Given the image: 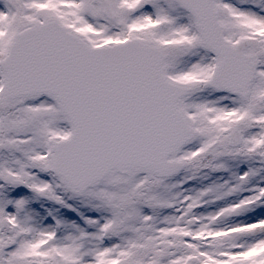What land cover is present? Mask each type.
Segmentation results:
<instances>
[{
	"label": "snow or ice",
	"instance_id": "6c2138e0",
	"mask_svg": "<svg viewBox=\"0 0 264 264\" xmlns=\"http://www.w3.org/2000/svg\"><path fill=\"white\" fill-rule=\"evenodd\" d=\"M0 264H264V0H0Z\"/></svg>",
	"mask_w": 264,
	"mask_h": 264
}]
</instances>
